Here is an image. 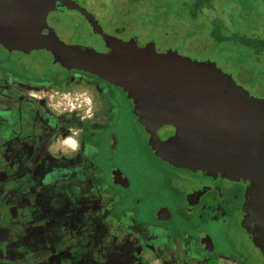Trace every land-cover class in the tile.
<instances>
[{"label": "flooded vegetation", "instance_id": "1", "mask_svg": "<svg viewBox=\"0 0 264 264\" xmlns=\"http://www.w3.org/2000/svg\"><path fill=\"white\" fill-rule=\"evenodd\" d=\"M76 1L110 33L113 0ZM71 19L106 51L79 13L53 12L48 23L66 43L94 48L65 37ZM16 53L0 46V145L14 159L0 181V264H264L242 222L249 181L172 166L154 154L122 89ZM69 97L75 106L62 109ZM17 209L27 226L10 224Z\"/></svg>", "mask_w": 264, "mask_h": 264}, {"label": "water", "instance_id": "2", "mask_svg": "<svg viewBox=\"0 0 264 264\" xmlns=\"http://www.w3.org/2000/svg\"><path fill=\"white\" fill-rule=\"evenodd\" d=\"M65 10L83 16L106 51L63 41L48 17ZM0 46L47 51L66 70L122 89L154 154L172 166L249 181L242 222L264 254V98L253 97L217 60L109 34L76 0H0ZM167 127L174 132L163 139L159 131Z\"/></svg>", "mask_w": 264, "mask_h": 264}, {"label": "rangeland", "instance_id": "3", "mask_svg": "<svg viewBox=\"0 0 264 264\" xmlns=\"http://www.w3.org/2000/svg\"><path fill=\"white\" fill-rule=\"evenodd\" d=\"M113 1L117 4L115 14L110 12L103 17L109 34L121 38L137 36L140 44L155 41L160 52L172 48L184 56L213 58L234 75L239 85L255 90L254 96H264V45L259 43L264 39V0H249L254 2V10L247 0ZM69 23L66 38L92 44L98 51L104 48L102 41L85 27L75 30L77 20ZM262 24L263 29L258 30ZM42 56L45 65L50 66L52 55L47 51L34 52L26 59L31 62ZM70 100L64 98L62 109L75 106ZM150 165L157 175L169 174V169L151 158Z\"/></svg>", "mask_w": 264, "mask_h": 264}, {"label": "crops", "instance_id": "4", "mask_svg": "<svg viewBox=\"0 0 264 264\" xmlns=\"http://www.w3.org/2000/svg\"><path fill=\"white\" fill-rule=\"evenodd\" d=\"M0 181L10 173L11 171V162H14V159L9 155L8 148L6 146L0 145ZM30 148L27 149L26 152L29 151ZM24 161V160H23ZM22 214L19 213L18 209L16 210L12 221L10 224H12L15 228H19L22 226H27L28 224L26 222H22ZM147 260L149 261V264H155L154 263V257H147ZM125 258H116L113 262L114 264H122L121 262H124ZM124 264V263H123ZM175 264H178L175 262Z\"/></svg>", "mask_w": 264, "mask_h": 264}, {"label": "trees", "instance_id": "5", "mask_svg": "<svg viewBox=\"0 0 264 264\" xmlns=\"http://www.w3.org/2000/svg\"><path fill=\"white\" fill-rule=\"evenodd\" d=\"M249 0H247V1H245V2H247V4H250L249 6L252 8V10H254V2L252 3V2H248ZM251 1V0H250ZM53 57V56H52ZM54 59V58H53Z\"/></svg>", "mask_w": 264, "mask_h": 264}]
</instances>
